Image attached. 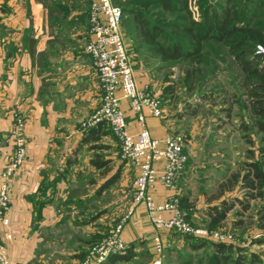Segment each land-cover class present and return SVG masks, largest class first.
I'll list each match as a JSON object with an SVG mask.
<instances>
[{"label": "crops", "instance_id": "0c3cea01", "mask_svg": "<svg viewBox=\"0 0 264 264\" xmlns=\"http://www.w3.org/2000/svg\"><path fill=\"white\" fill-rule=\"evenodd\" d=\"M89 6L90 0H0V176L14 151L11 132L16 117L24 120L27 138L26 161L8 180L9 225L0 222V250L11 264H45L48 251L43 245L55 238L56 230L69 219L67 209L72 210L68 206L72 172L82 173L87 166L99 172L106 170L114 158L101 153H118L112 143H107V136L84 142L85 134L93 128L84 124L102 100L99 74L85 51L92 38ZM30 41H34L32 55ZM137 68L138 86H149L160 94L152 71L143 64ZM122 107L130 132L138 134L141 126L136 114L127 102L123 101ZM171 125L164 118L146 117V127L155 139L170 134ZM95 144L104 148L94 149ZM96 154L108 161L105 168L91 165ZM85 157L88 164L81 166L79 159ZM109 181L102 184L103 190ZM172 195L160 183L152 191L158 204ZM39 205L43 207L38 216ZM129 207L127 200L120 218ZM170 216L164 214L165 218ZM155 234L145 208L136 207L123 233L125 243L129 247L135 244L134 253L147 248L151 258ZM166 235L162 233L164 241ZM73 254L79 261L82 252Z\"/></svg>", "mask_w": 264, "mask_h": 264}, {"label": "rangeland", "instance_id": "374dc122", "mask_svg": "<svg viewBox=\"0 0 264 264\" xmlns=\"http://www.w3.org/2000/svg\"><path fill=\"white\" fill-rule=\"evenodd\" d=\"M115 2L124 9L122 35L134 70L138 69L139 64H143L152 71V79L160 87V94H155L159 97L163 111L161 119L170 120V133L181 135L185 141L184 154L188 162L179 186L186 199L181 205L186 220L195 228L228 235L231 238L226 240L227 244L250 249L264 261V244L253 245L257 239H264V230L260 229L257 213L263 204L260 201H250L251 210L243 212L241 202L247 201L245 194L248 192L242 190L240 185L231 191H224V186L228 187L234 175H242V164L250 158V152L255 153L258 158L259 134L252 129L242 130L243 122L248 126L251 122L245 104L244 75L232 63L234 59L225 47L219 48L215 42L209 41L206 43V51L211 55V65L203 68V75L196 78L190 88L191 83L184 81L185 64L162 63L151 54L142 58L140 53H135L129 36L132 17L127 14L126 9H151L157 5L156 0ZM220 2L221 0H188L190 16L199 22L205 6H222ZM180 18L181 14L170 16L173 22L180 21ZM193 111L196 112L195 116L190 115ZM107 137V143H112L118 153H101L105 157L114 158L106 170L99 172L87 166L82 173L72 172V188L68 198L71 200L68 206L72 210L67 209L66 217L69 219L66 218L63 226L56 230L55 238L43 245L48 251L44 250L45 264H80L94 245L112 234L121 219L124 204L133 188L134 175L122 157L119 139L111 131ZM90 156L93 157L92 154ZM79 160L81 166L88 164L86 157ZM116 176L119 178L115 184L103 190L102 184ZM223 201L233 204V211L228 214L225 222H212L207 212L211 206H220ZM238 222H243V226L235 225ZM164 237V264H182L187 255L192 253L189 248L191 240L177 233ZM193 238L214 241L211 238ZM77 251L85 256L76 262L73 253ZM135 253L130 263L117 264H147L150 258L147 248Z\"/></svg>", "mask_w": 264, "mask_h": 264}, {"label": "built area", "instance_id": "2783aa9c", "mask_svg": "<svg viewBox=\"0 0 264 264\" xmlns=\"http://www.w3.org/2000/svg\"><path fill=\"white\" fill-rule=\"evenodd\" d=\"M122 23V8L115 0H90L92 38L85 51L99 74L102 100L100 107L84 126L88 128L105 124L119 139L122 157L134 172L133 188L127 197L130 207L112 234L94 245L80 264H104L110 256L125 253L128 245L123 233L138 206L145 208L147 218L156 231L151 245L152 256L147 264H164L166 242L162 233L211 238L223 243L231 238L219 232L210 233L195 228L186 220L181 210L179 186L188 162L184 154L185 141L181 135L174 133L162 140L155 139L147 129L146 117L161 119L163 111L159 97L150 87L140 88L136 82L134 64L122 35ZM256 48V54L264 56V47L257 45ZM123 101L129 104L131 112L137 116L141 126L138 134L134 135L129 130ZM25 129L24 120L16 117L11 132L14 151L9 165L0 176V222L4 226L9 225L6 212L11 205L8 180L24 165L27 157ZM158 183L173 194L162 204H158L152 196ZM165 213H171L170 218H165ZM0 264H11L1 250Z\"/></svg>", "mask_w": 264, "mask_h": 264}, {"label": "trees", "instance_id": "16d2710c", "mask_svg": "<svg viewBox=\"0 0 264 264\" xmlns=\"http://www.w3.org/2000/svg\"><path fill=\"white\" fill-rule=\"evenodd\" d=\"M220 3L222 6H205L199 22L190 16L188 0H156L157 5L147 10L128 7L126 12L132 17L129 36L135 53H140L142 58L151 54L162 63L185 64L184 81L191 83L190 88L196 78L203 75V68L211 65V55L206 51L207 42H215L217 47H225L231 54L234 59L232 63L244 75L245 104L251 117V127L243 122L242 130H255L259 134L260 146L258 158L250 152V158L242 164V175H234L228 187L224 186V191H231L240 185L242 190L248 192L245 194L247 201L241 202L243 212L251 210L250 201H260L263 205L257 213L260 229L264 230V56L254 53L257 45L264 47V0H221ZM175 14H181L180 21H171L170 16ZM190 115L195 116L196 112ZM108 132L110 129L105 124L95 126L85 134L84 142H97ZM93 148L102 150L104 147L95 144ZM107 164L108 161L99 154L91 161V165L99 170ZM118 178L114 177L104 189ZM185 200L181 197L180 205ZM42 207L38 206V216ZM233 209V204L223 201L220 206H211L207 215L212 222L221 224ZM241 224L243 226V222L235 225ZM184 237L191 240L189 248L192 253L182 264H264L261 256L250 249ZM263 242L264 239H257L253 245ZM134 249L135 244H132L125 253L110 256L104 264L130 262ZM84 256L82 253L80 259Z\"/></svg>", "mask_w": 264, "mask_h": 264}, {"label": "water", "instance_id": "95a60500", "mask_svg": "<svg viewBox=\"0 0 264 264\" xmlns=\"http://www.w3.org/2000/svg\"><path fill=\"white\" fill-rule=\"evenodd\" d=\"M29 50H30V54L32 55L34 53V41H30Z\"/></svg>", "mask_w": 264, "mask_h": 264}]
</instances>
